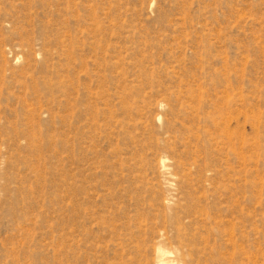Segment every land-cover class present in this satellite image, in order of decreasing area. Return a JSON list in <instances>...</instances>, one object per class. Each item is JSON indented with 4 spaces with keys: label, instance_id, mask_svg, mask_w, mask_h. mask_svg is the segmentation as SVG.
I'll list each match as a JSON object with an SVG mask.
<instances>
[{
    "label": "rangeland",
    "instance_id": "1",
    "mask_svg": "<svg viewBox=\"0 0 264 264\" xmlns=\"http://www.w3.org/2000/svg\"><path fill=\"white\" fill-rule=\"evenodd\" d=\"M159 261L264 264V0H0V264Z\"/></svg>",
    "mask_w": 264,
    "mask_h": 264
},
{
    "label": "bare ground",
    "instance_id": "2",
    "mask_svg": "<svg viewBox=\"0 0 264 264\" xmlns=\"http://www.w3.org/2000/svg\"><path fill=\"white\" fill-rule=\"evenodd\" d=\"M165 250L163 248H159V254H164ZM158 264H164L162 261L158 262Z\"/></svg>",
    "mask_w": 264,
    "mask_h": 264
}]
</instances>
